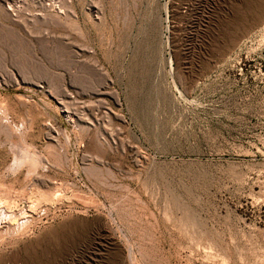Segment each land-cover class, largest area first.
Masks as SVG:
<instances>
[{
  "label": "rangeland",
  "instance_id": "obj_1",
  "mask_svg": "<svg viewBox=\"0 0 264 264\" xmlns=\"http://www.w3.org/2000/svg\"><path fill=\"white\" fill-rule=\"evenodd\" d=\"M0 105V264H264V0H0Z\"/></svg>",
  "mask_w": 264,
  "mask_h": 264
},
{
  "label": "clouds",
  "instance_id": "obj_2",
  "mask_svg": "<svg viewBox=\"0 0 264 264\" xmlns=\"http://www.w3.org/2000/svg\"><path fill=\"white\" fill-rule=\"evenodd\" d=\"M7 113L4 110V106L0 105V118L7 117ZM26 126L25 121H20L16 124L17 129H21ZM10 160L7 166L0 172V176L15 178L21 174L25 179L30 176H35L42 171H47L48 164L44 157L36 150L28 141L25 146L19 150L18 154H13L8 150ZM8 222L7 215L0 210V224ZM28 223L27 220L19 221L17 227L25 226Z\"/></svg>",
  "mask_w": 264,
  "mask_h": 264
},
{
  "label": "bare ground",
  "instance_id": "obj_3",
  "mask_svg": "<svg viewBox=\"0 0 264 264\" xmlns=\"http://www.w3.org/2000/svg\"><path fill=\"white\" fill-rule=\"evenodd\" d=\"M198 148H199V147H198ZM245 148H246V147H245ZM168 149H169V148H168ZM160 150H161V149H160ZM162 150H163V149H162ZM201 150H202V149H201ZM220 150H221V149H220ZM254 150H255V149H254ZM169 151H170V149H169ZM177 151H178V150H177ZM259 151H261V149H260ZM262 152H263V151H262ZM182 153H183V151H182ZM213 153H214V152H213ZM172 154H173V153H172ZM211 154H212V153H211ZM209 155H210V154H209ZM240 155H241V153H240ZM242 155H243V156L248 155V156H249V158H248L249 160H248V159H247V160L244 159V160H241L240 162L238 161L239 164L242 163L243 166H244V164H247L248 166H249V164H253V165L257 164V163H254L255 160H256L255 158H256V156H257L254 152H251V151H248V150H247V151H244V152L242 153ZM258 155H259V154H258ZM262 155L264 156L263 153H262ZM263 156H262V157H263ZM189 158H190V157H189ZM263 158H264V157H263ZM263 158H262V159H263ZM198 159H199V158H198ZM187 160H188V159H187ZM257 160H258V159H257ZM165 161H166V160H165ZM201 162H202V161H201ZM233 162H234V161H233ZM236 162H237V161H236ZM229 163H230V162H229ZM165 164H166V163H165ZM183 164H184V163H183ZM185 164H186V163H185ZM187 164H188L187 166H188V169H189V170H191V169H192V170L195 169V166H196V162H195V161H188ZM201 164H202V163H201ZM260 164H261V163H260ZM232 165H233V164H232ZM232 165H231V166H232ZM247 165H246V166H247ZM198 166H199V165H198ZM200 166H201V165H200ZM237 166L240 167L241 164H240V165H237ZM248 166H247V168H248ZM232 167H233V166H232ZM232 167H231V169H232ZM234 167H236V165H235ZM234 167H233V169H234ZM250 167H251V166H250ZM168 168H169V167H168ZM196 168H197V167H196ZM201 168H202V167H201ZM237 168H238V167H237ZM251 168L253 169V167H251ZM175 169H176V167H175ZM181 169H182V168H181ZM181 169H180V170H181ZM199 169H200V168H199ZM233 169H232V170H233ZM152 170H153V169H152ZM156 170H157V169H156ZM165 170H166V169H165ZM169 170H170V169H169ZM184 170H185V168H184ZM228 170H229V168H228ZM259 170H260V168H259ZM217 171H218V170H217ZM221 171H222V170H221ZM162 172H166V171L162 170L161 173H162ZM195 172H196V171H195ZM202 172H203V171H199V174H201V175L203 176L204 173H202ZM233 172H234V171H233ZM239 173H240V172H239ZM244 173H245V172H244ZM185 174H186V173H185ZM199 174H198V175H199ZM208 174H209V172H208ZM245 174H246V173H245ZM260 174H261V173H260ZM161 175H162V174H161ZM168 175H170V174H168ZM201 175H200V176H201ZM164 176H165V175H164ZM186 176H187V175H186ZM234 177H235V176H234ZM192 178H193V177H192ZM195 178H196V177H195ZM237 178H238V177H237ZM242 178H243V177H242ZM165 179H166V178H165ZM198 179H199V178H198ZM168 180H169V179H168ZM200 180H201V179H200ZM203 180H204V177H203ZM240 180H241V179H240Z\"/></svg>",
  "mask_w": 264,
  "mask_h": 264
}]
</instances>
